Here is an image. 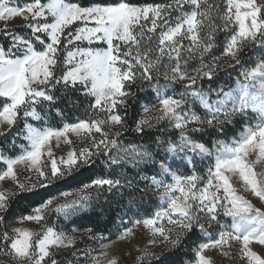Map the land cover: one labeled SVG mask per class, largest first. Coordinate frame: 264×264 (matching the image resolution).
Masks as SVG:
<instances>
[{"label":"snow or ice","instance_id":"6c2138e0","mask_svg":"<svg viewBox=\"0 0 264 264\" xmlns=\"http://www.w3.org/2000/svg\"><path fill=\"white\" fill-rule=\"evenodd\" d=\"M15 19L23 31L7 28ZM0 21L8 264H119L100 224L112 211L117 240L135 227L152 237L139 264H214L210 250L264 264V0H0ZM64 100L83 118L59 122ZM146 197L159 206L140 216ZM129 212L139 218L122 227ZM80 229L98 247L81 248Z\"/></svg>","mask_w":264,"mask_h":264},{"label":"trees","instance_id":"16d2710c","mask_svg":"<svg viewBox=\"0 0 264 264\" xmlns=\"http://www.w3.org/2000/svg\"><path fill=\"white\" fill-rule=\"evenodd\" d=\"M157 2L160 3H165L167 2V0H157ZM9 29H15L17 31H23L24 29L21 28V26H16V27H12ZM221 38H223V34H221ZM219 51V50H218ZM233 76H235V72H233ZM232 83V80L229 79V77L227 75H225L224 72H221V76H220V83ZM146 93H138V95L141 97V103H143V97ZM59 106L64 109V115H65V120L64 121H59V118H57V120L61 123L63 122H67V121H71L76 119L77 117L83 118V110H77L76 108L72 107L71 102H69L68 100H64L61 101ZM140 113V108L139 105H134L132 109H130L129 114L130 115H139ZM53 115H55V113L53 112ZM158 133L153 132L152 136L154 137L155 135H157ZM167 134V133H165ZM147 139V138H145ZM127 140L129 142H135V143H141L143 142L139 137H136L134 133L129 132L127 133ZM203 167V166H201ZM0 168H2V166H0ZM103 169V165H99L96 167L94 172L91 173H85V175L83 177H81V180H84L85 182L88 179H92V178H96L102 174H106V171L102 172ZM127 174L129 177H132L135 175V173L131 170V169H127ZM79 185L76 182H72L70 184H66L64 187L65 189H75L76 187H78ZM39 191L41 192H49L51 195H55L56 191L54 189V187L50 188V189H39ZM22 195H28V194H22ZM115 201H119L120 204L122 206H127L128 204V195H127V191H125V195L123 198H121L120 196H116L114 201H113V207L115 208ZM41 200L39 197H35L32 200V206H35L36 204L40 203ZM159 206V201L156 197H146L143 205H142V211L140 212V216H144L146 214H151V212H154L156 210V208ZM19 208L20 209H27L28 211H30V207H29V201L28 200H20L19 202ZM123 215V213H121ZM116 216V212L112 211L111 213L106 214L104 217L101 218L100 220V224L101 225H107V227L101 228L102 231H104L105 235H108V228L112 229L113 234L111 235V240L116 238L115 233V225L119 224L120 221L119 220H114ZM136 218H139L138 216L134 215L132 212L127 213V215H125V219H124V225L122 227H131L132 224L130 223L131 220H134ZM48 223L50 225H56L57 224V218L54 214L50 215L48 217ZM73 227H77L76 225H73ZM81 231H83V229H80ZM80 247L84 246V244H78ZM190 247L186 246L183 250L182 253V257L184 260H190L193 252L190 251ZM134 264H139L138 261H136ZM145 264H147V262H145Z\"/></svg>","mask_w":264,"mask_h":264},{"label":"rangeland","instance_id":"374dc122","mask_svg":"<svg viewBox=\"0 0 264 264\" xmlns=\"http://www.w3.org/2000/svg\"><path fill=\"white\" fill-rule=\"evenodd\" d=\"M23 24V21L20 19H15L13 21H9L7 24V28H12L16 26H21ZM5 24L3 21H0V29L4 28ZM153 113H148V116H151ZM73 140H75V137H72ZM67 146H64L63 149H55V155L57 157L64 154L66 151ZM20 179H24V176L21 175ZM35 179V176H33V180ZM14 186L12 185L11 181L5 180L0 181V190H6V189H12ZM253 202H256L255 197H250ZM259 206V205H258ZM26 226L31 228H38L39 226H36L30 222L26 224ZM133 227V225L131 226ZM152 239L150 234L146 232V230H143L141 227H135L134 228V235L130 236L128 239L120 241L116 238L112 239L115 241L112 252L114 255H116L119 258V264H134L137 261V257L139 256L140 252L139 250H143L145 247L149 245V241ZM76 240L78 244H84V246H81V248L84 247H98V245H94L92 241L87 239L86 233H83V231L80 230L76 234ZM107 242V241H105ZM159 242V241H157ZM151 251L152 249L149 248ZM158 251V249H156ZM254 250L259 251V248H255ZM206 255H210L213 260L214 264H241V262L236 259L233 260L228 257H223L215 250H210ZM4 258L5 260H2ZM0 264H8V259L5 257H0Z\"/></svg>","mask_w":264,"mask_h":264},{"label":"built area","instance_id":"2783aa9c","mask_svg":"<svg viewBox=\"0 0 264 264\" xmlns=\"http://www.w3.org/2000/svg\"><path fill=\"white\" fill-rule=\"evenodd\" d=\"M0 257H3V256H0ZM2 259V258H1ZM2 260H5L4 258Z\"/></svg>","mask_w":264,"mask_h":264}]
</instances>
